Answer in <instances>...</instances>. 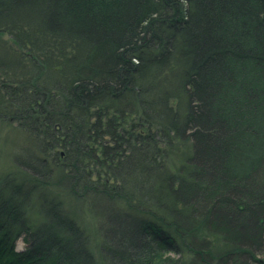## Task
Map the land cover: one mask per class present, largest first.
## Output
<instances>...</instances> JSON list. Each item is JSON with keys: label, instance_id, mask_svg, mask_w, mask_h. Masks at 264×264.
<instances>
[{"label": "trees", "instance_id": "1", "mask_svg": "<svg viewBox=\"0 0 264 264\" xmlns=\"http://www.w3.org/2000/svg\"><path fill=\"white\" fill-rule=\"evenodd\" d=\"M24 1L0 0V33L8 27H17H11L4 17L14 9V4ZM32 1L37 5V0ZM54 2L56 8L45 16L42 14L46 20L43 31L51 35L49 40L61 46L69 42L79 50L78 55L72 56L78 58L74 65L75 78L70 87L64 86L63 92L72 105L83 106L81 111L85 114L92 112L89 108L94 104L102 106L95 115L91 113L90 124L80 122L74 126L76 133L68 139L76 148L74 166L68 162V153L61 159L58 152L52 155L53 160L58 158L63 172L73 169V174L65 175L67 182L90 191L97 178L95 182L108 192L109 198L115 194L114 198L119 195L126 200L131 196L144 199L143 209L147 211L144 214L149 222H154L152 233L160 237L155 239L160 243L163 233L166 239L161 242H168L171 250H175L177 235L184 238L205 224L213 235L222 236L224 232L225 245L230 248L225 256L229 260L226 264H231L235 257L244 264L259 261L258 255L264 254V0H122L123 8L108 24L99 26L102 18L95 13L82 28L64 15L70 0ZM100 13L105 12L100 10ZM78 36L85 38L94 50L80 46L83 42ZM16 41L32 44L36 56L45 53L40 52L44 38L38 41L17 34ZM6 55L0 56V66L13 67L15 63L20 67L23 59L18 52L15 57ZM162 71L166 73L161 76ZM172 76L179 80L184 96L176 106L170 105L171 95H165L168 89L165 96L157 93L163 81L174 88ZM0 80H5L4 75ZM36 92L41 95L34 99L37 105L41 98L51 102L55 97L45 88L36 87ZM8 93L11 97L9 94L3 97L6 103L13 99L24 114L32 113L29 100L25 99L28 91L9 87ZM103 105L113 112L106 109L103 112ZM140 113L148 121L146 127L152 123L154 128L158 123L161 132H165L164 137L170 142L169 152H181L176 141L189 145L191 154L184 163H194L189 168L181 165L180 172L191 178V184L182 176L175 189L171 186L174 174L168 173L164 181L156 175L161 160L157 152L160 149L150 142L154 133L137 132L136 128L144 126L143 122L133 125L125 121ZM93 165L105 167L109 173L99 171L94 176L95 170L90 169ZM131 166L133 169L129 171ZM38 168H33L31 173L38 178L48 177ZM22 186L8 175L0 178V264H80L76 259L84 258L83 251L78 252L76 259H72L70 252V246L75 250L79 247V229L68 225L66 217L57 212L55 216L60 221L57 228L30 223L26 219L27 208L23 207ZM158 191L159 198L158 195L155 198ZM199 193L207 196L202 203ZM50 201L47 206L54 211L56 208ZM177 205L184 207L180 214ZM117 211L108 210L106 218L121 233L127 229L126 238H137L144 245L142 239L146 236L139 234L140 229L124 227L123 214ZM167 218L173 222L170 224ZM188 219L193 223H186ZM170 227H175V231L169 230ZM114 232L106 238L114 240ZM20 236L29 245L18 251L14 243ZM185 241L182 247L205 256L207 240L192 237ZM127 246L125 251H109V260L132 264ZM141 254L146 257L145 252ZM85 256V264H96L90 254ZM109 260L107 263L112 264Z\"/></svg>", "mask_w": 264, "mask_h": 264}, {"label": "rangeland", "instance_id": "2", "mask_svg": "<svg viewBox=\"0 0 264 264\" xmlns=\"http://www.w3.org/2000/svg\"><path fill=\"white\" fill-rule=\"evenodd\" d=\"M37 1V5L33 4L32 0L14 4V9L6 12V16L8 17L5 16L4 18L10 21L9 24L11 23V27L13 25L17 27H8L7 31L5 30L0 33V56L5 53L7 54L6 56L15 57L14 54L18 52L20 59H23L22 62H20V67H17L15 63L12 65L14 68L3 65L0 66V78L4 75L5 79L3 82L0 80V178L8 175L13 178V181H18V183L23 185L20 191L23 192V207L27 208L28 211L26 219L32 224L34 222L35 224L45 225L43 226L44 228L47 226L50 228H57V224L60 221H58L55 216L56 212L57 215L66 217L65 219L69 222L68 225H74L73 227L79 229L78 234L80 237L77 239L79 243L77 245L79 247L75 250L70 246V252L72 259H76L78 252L83 251L82 255L84 258L81 257V260L79 258L76 259L80 264H85L84 262H86L85 253H87V255L90 254L96 264H108L109 251H125V246H127V244H130L127 246V249L130 248L131 254L129 258L132 260V264L133 260H135L134 264H136V262H139V264H226L229 260H227L225 256L229 253L228 251L230 248L225 245L224 232H222V236L213 235V231L207 228L205 224H201L203 226L200 225L199 230L195 231L196 233L186 234L184 238L183 235H177L174 248L179 252L176 253L174 249L171 250L168 242L167 244L161 242L166 239L163 233L160 243L159 240L157 241L160 237L158 238L156 236L157 234L155 235L152 233L154 226L151 224L154 222H149L147 215L144 214L145 212L147 213V211L143 209L144 202L142 203V201H144V199L142 200L137 196H131L130 199L126 200L119 195L114 198L115 194L110 195L109 198L108 192L101 188V184L95 182L97 178L93 180L94 185L90 187L92 188L90 191L77 187L75 185L76 183L72 186V183L67 182L65 175L73 174V169L70 167L67 173L63 172L58 166V158L53 160L52 155L58 152L60 154L59 158L61 159L63 157L65 158L68 153V162L73 165V156L75 155L74 151L76 148L75 144L69 143L68 139H71L73 134L76 133V131H74V129L76 130L74 126L80 122L90 124L93 115H95L102 106L98 107L97 104H94V106L89 108L92 112L85 114L81 111L83 106L72 105L67 95L64 94V86L70 87L75 78L76 68L74 65L77 64L78 58L73 59L72 56L78 55L79 50L76 47V49L71 47V43L69 42H66L64 47L57 42L49 40L51 39V35L43 31L45 30L43 24L45 23L44 21H46L44 16L47 13H51L52 9L54 10L56 8V3L54 2L56 0ZM63 3H65V1L61 2L62 6ZM60 6L58 5L57 7ZM122 8V0H70V5L66 8L64 15L66 14L70 20H74L75 22L73 21V23L78 25V28H82L85 26V23H87L85 21L90 17H94V14L97 13L98 18H102L99 24V26H101L102 24H108L113 16L117 14L119 10L121 11ZM100 10H103L105 13L101 14ZM42 14H44V16ZM29 21L31 22V26H29ZM86 25H88V23ZM17 34L23 35L25 38L35 37L38 41L44 38V48H42L40 52L45 51V53L40 55L37 53L38 56H36L32 44L25 45L16 41ZM52 37L54 36L52 35ZM84 39L83 37H79L80 42H83L80 46L88 47V49L91 48L89 49L90 51L94 50V47ZM142 45L143 43H141V46ZM155 56H157V54H155ZM33 60L35 61L33 62ZM163 73L166 72L162 71L161 76ZM9 76H11V79ZM170 80L173 81L174 88L171 89L172 86L170 87L167 81H163V83L160 84V88L157 89V93L159 96L164 95V92L168 89L165 95H171L170 97L172 98L169 100L171 103L170 105L176 106L179 100L183 99L184 96L176 76L170 77ZM9 87H13V90H20L22 88L29 92L27 93L28 96H25V99L29 100L28 104L32 108V113L27 111L24 114L21 107H19V105L17 106L15 104L16 101L13 99L7 103L3 100V97L9 94ZM36 87L49 90L52 94H55V97L51 102H45L46 99L41 98L40 105H37L34 99H36L35 97H41V95H37L38 92H36ZM174 94L176 95L175 97L173 96ZM105 102H107V100H105ZM110 104L111 103H109L108 106H110ZM103 106L104 112L106 109L105 106L107 105ZM109 111L112 113L113 109H106V112L109 113ZM53 112H56V114L54 115ZM144 116L143 113H140L138 116L135 115L129 117V119L126 118L125 121H129L130 124L132 123L133 125H138L143 122L144 126H139V128H136V131H140L146 135L154 133L153 138L155 139L153 140V138H151L152 141L150 142L160 149V151L158 150L157 152L161 160L158 162L160 165L155 172L156 175L160 176V179L163 178L164 181L165 179L167 180L166 177L168 173L174 174V183H172L171 186L175 189L179 187V183L181 182L179 179H181L182 176L187 178L185 179L186 183L191 184V178L187 176L185 172H180L182 168L181 165L186 164V167L189 168L188 165L194 163L193 161L184 163V160H187L185 159L187 155L191 154L189 145L184 146V142L181 143L180 141H176V146L179 147L181 152H179V154H175L172 151L169 152L170 149L168 148H170V142L168 143V139L164 137L165 132H161V127L159 128L158 123L157 125L154 124L156 127L153 125L154 128H152V123L151 126L148 124L146 127L145 123L148 121L143 120L142 117ZM60 138H62V141ZM56 145L59 147L55 148L54 146ZM111 145H113V143H111ZM52 148L53 150L51 151ZM91 163L94 164L93 162ZM35 167H39L38 171H43L44 176L47 175L48 177L43 178L42 175H40L41 178L36 177L31 173ZM90 169L95 170L94 176L97 175L99 171H101L102 174L109 173V171L102 166L93 165L90 166ZM130 169H133V167L131 166L128 170L130 171ZM123 170L127 169L124 167ZM129 171L128 174L130 173ZM86 176L87 175L84 174V178ZM74 178L78 181V178ZM74 178L72 176V179ZM86 182H88V179ZM111 182L115 185H119V182L114 180H111ZM193 183H195V180ZM80 190L84 191L81 192ZM27 193H30L29 197L26 196ZM154 195L155 198L157 195V198H159V191L158 193L155 192ZM199 196V203H202L207 197L204 193H201ZM42 200L45 201L42 202ZM49 201L53 203L52 205L56 208L54 211L47 206ZM180 202L179 200V203ZM181 204L182 203H180V205ZM177 206V213L180 214L184 207ZM223 207L224 205L220 206L221 209H223ZM110 209H116L118 210L117 212L121 210L123 214L122 217H124L123 220L126 222L124 227L128 226L132 227L135 231L137 229L143 231H139V234L143 233V235L146 236V238L144 237L142 239L144 245L141 246L137 238H126L125 232L127 229L126 231L124 230V233H121L120 230H118V226L106 218L108 210L110 211ZM125 210H128L131 216L126 212L123 213ZM13 218L16 217L13 216ZM21 218L22 217H20V219ZM199 220L201 221V219ZM167 222L171 224L173 221L169 218ZM190 222L192 221L188 219L186 223L191 224ZM168 229L170 230L171 227ZM168 229H165V231L168 232ZM173 229L175 231V227H173ZM112 232H114L115 235L114 240H108L106 237H108L109 233V235H111ZM119 232L120 234H118ZM192 237L196 238L198 241H208V248L207 252L205 251V256H201L200 253L198 254L195 251L189 252L184 246H181L183 240L185 241L186 238L191 240ZM73 239H75V237H73ZM125 240L127 241L125 242ZM19 241L18 247L15 248L16 250L26 247L25 240L22 241V239H19ZM105 246H107L108 249ZM141 252H145L146 257H143ZM115 253L116 252H113V255H115ZM234 255L235 254H233V257H235ZM258 259L259 261L250 260L247 264H264V254L258 255ZM109 262H112V264H120L116 262V260H109ZM231 264H244V262L235 257V260H231Z\"/></svg>", "mask_w": 264, "mask_h": 264}, {"label": "bare ground", "instance_id": "3", "mask_svg": "<svg viewBox=\"0 0 264 264\" xmlns=\"http://www.w3.org/2000/svg\"><path fill=\"white\" fill-rule=\"evenodd\" d=\"M19 239H22V241L25 240L26 247H24V249L27 248L29 244L27 243L26 239H25L24 237H21V236H20V237H17V238L15 239V243H14L15 245H14V247H15V248L18 247V242L21 241V240L19 241ZM22 249H23V248H22ZM22 249H20V250H18V251H21ZM24 249H23V250H24ZM8 251H9V250H8Z\"/></svg>", "mask_w": 264, "mask_h": 264}]
</instances>
